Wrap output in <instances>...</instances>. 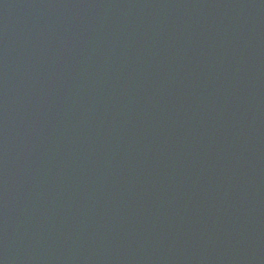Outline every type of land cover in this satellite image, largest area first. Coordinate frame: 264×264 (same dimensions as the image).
I'll return each instance as SVG.
<instances>
[{
    "label": "water",
    "instance_id": "1",
    "mask_svg": "<svg viewBox=\"0 0 264 264\" xmlns=\"http://www.w3.org/2000/svg\"><path fill=\"white\" fill-rule=\"evenodd\" d=\"M0 264H264V0H0Z\"/></svg>",
    "mask_w": 264,
    "mask_h": 264
}]
</instances>
